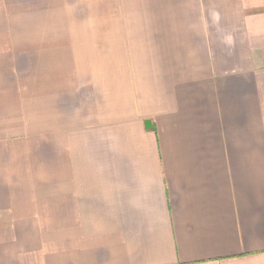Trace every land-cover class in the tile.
<instances>
[{"label":"crops","instance_id":"0c3cea01","mask_svg":"<svg viewBox=\"0 0 264 264\" xmlns=\"http://www.w3.org/2000/svg\"><path fill=\"white\" fill-rule=\"evenodd\" d=\"M0 264H264V0H0Z\"/></svg>","mask_w":264,"mask_h":264},{"label":"water","instance_id":"95a60500","mask_svg":"<svg viewBox=\"0 0 264 264\" xmlns=\"http://www.w3.org/2000/svg\"><path fill=\"white\" fill-rule=\"evenodd\" d=\"M146 128L150 129L152 128V123L150 121H146Z\"/></svg>","mask_w":264,"mask_h":264}]
</instances>
